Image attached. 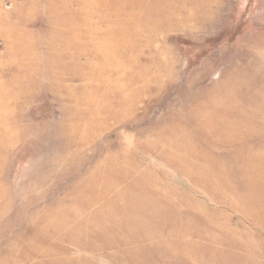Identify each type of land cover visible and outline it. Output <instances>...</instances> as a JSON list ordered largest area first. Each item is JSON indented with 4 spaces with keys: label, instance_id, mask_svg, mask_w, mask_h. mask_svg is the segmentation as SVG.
Returning <instances> with one entry per match:
<instances>
[{
    "label": "rangeland",
    "instance_id": "1",
    "mask_svg": "<svg viewBox=\"0 0 264 264\" xmlns=\"http://www.w3.org/2000/svg\"><path fill=\"white\" fill-rule=\"evenodd\" d=\"M0 264H264V0H0Z\"/></svg>",
    "mask_w": 264,
    "mask_h": 264
}]
</instances>
